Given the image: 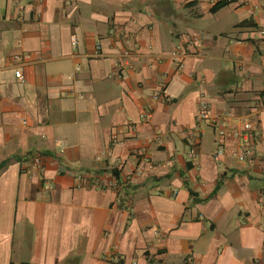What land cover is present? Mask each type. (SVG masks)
<instances>
[{
  "label": "crops",
  "instance_id": "0c3cea01",
  "mask_svg": "<svg viewBox=\"0 0 264 264\" xmlns=\"http://www.w3.org/2000/svg\"><path fill=\"white\" fill-rule=\"evenodd\" d=\"M224 1L0 0V264H264V0Z\"/></svg>",
  "mask_w": 264,
  "mask_h": 264
},
{
  "label": "built area",
  "instance_id": "2783aa9c",
  "mask_svg": "<svg viewBox=\"0 0 264 264\" xmlns=\"http://www.w3.org/2000/svg\"><path fill=\"white\" fill-rule=\"evenodd\" d=\"M257 33L261 38H264V28H259ZM72 42L75 44V39ZM182 54V50L178 49L171 54L177 70L181 68L180 58ZM14 77L17 81H21V72L16 70ZM195 121L197 124H204L207 128L213 130L217 138V148L213 153V158L216 161H219L226 154L239 163H243L251 158L253 154L252 138L258 127L257 114H253L247 118H237L227 112L223 114H212L209 105L203 99H200L197 104ZM229 138L235 140L230 147L228 144ZM30 166L31 168L39 167V158L34 156ZM78 178L80 179V176ZM113 186L118 188L119 184L115 182ZM111 261L113 264H121L118 257H112Z\"/></svg>",
  "mask_w": 264,
  "mask_h": 264
},
{
  "label": "trees",
  "instance_id": "16d2710c",
  "mask_svg": "<svg viewBox=\"0 0 264 264\" xmlns=\"http://www.w3.org/2000/svg\"><path fill=\"white\" fill-rule=\"evenodd\" d=\"M228 2H229V1L225 0V1L222 2L221 4L216 5V6L214 7V9L223 6V5L227 4Z\"/></svg>",
  "mask_w": 264,
  "mask_h": 264
}]
</instances>
